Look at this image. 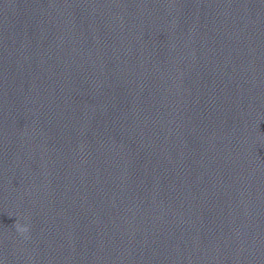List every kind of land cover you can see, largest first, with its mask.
<instances>
[{
	"label": "clouds",
	"instance_id": "clouds-1",
	"mask_svg": "<svg viewBox=\"0 0 264 264\" xmlns=\"http://www.w3.org/2000/svg\"><path fill=\"white\" fill-rule=\"evenodd\" d=\"M14 227H15V229H16L18 232H21V233H25V232L28 231L27 227L22 226L18 221L15 222Z\"/></svg>",
	"mask_w": 264,
	"mask_h": 264
}]
</instances>
